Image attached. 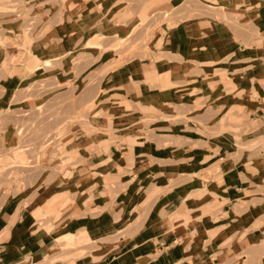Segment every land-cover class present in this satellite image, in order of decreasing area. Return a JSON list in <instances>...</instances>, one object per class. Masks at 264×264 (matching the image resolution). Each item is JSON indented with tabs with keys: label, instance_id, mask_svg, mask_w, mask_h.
I'll return each mask as SVG.
<instances>
[{
	"label": "crops",
	"instance_id": "crops-1",
	"mask_svg": "<svg viewBox=\"0 0 264 264\" xmlns=\"http://www.w3.org/2000/svg\"><path fill=\"white\" fill-rule=\"evenodd\" d=\"M171 7L146 55L99 46ZM77 78L93 129L0 187V264H264V0H0L1 150L31 121L35 160Z\"/></svg>",
	"mask_w": 264,
	"mask_h": 264
},
{
	"label": "rangeland",
	"instance_id": "rangeland-1",
	"mask_svg": "<svg viewBox=\"0 0 264 264\" xmlns=\"http://www.w3.org/2000/svg\"><path fill=\"white\" fill-rule=\"evenodd\" d=\"M185 4L190 6L189 3ZM177 15V10L172 7L167 9L157 8L151 13L141 15V23L135 24L134 28L125 34L108 38L99 36L97 38L99 46L103 50L109 49V51L112 50L116 54H119V62L129 59L138 51H143L144 55H146L147 52L145 50L149 47V42L152 36L156 34L159 26L166 21H175ZM120 37L127 39L125 42L120 43ZM14 45L17 46L16 43ZM93 82V80H89L86 84H92ZM84 86L85 84L81 83L79 78L75 82L67 81L66 118H63L64 113L62 110L56 112L55 118L57 121H60V124L56 125L54 132L52 131L49 134L47 131L44 134V141L40 144L39 156L35 157V160L27 153L33 150V143L21 140L22 138L27 139L28 136L30 138L35 132L34 123L31 121L26 122L27 125L24 124L25 126L19 128L20 132L18 131L17 135L20 140L12 146L7 145V149H4L5 146H3L4 150H1L0 147V187H15L17 194L21 197L24 195L22 189L32 182L33 175L30 172L33 169V165L56 166L53 168V171L55 169L59 173L66 164L72 161L68 151L67 157H65L64 150L66 143L73 137L74 131H71V128L87 130L89 133L93 129L89 125L91 119L89 114L95 105V100L89 99L88 103L84 102V92H82ZM46 87L48 86L46 85ZM42 112L44 111L41 109ZM37 129L36 127V131ZM39 129L40 132H43L44 127L41 126ZM59 137L60 139L57 140ZM43 177L46 178L47 175H43ZM40 186L39 182L37 191Z\"/></svg>",
	"mask_w": 264,
	"mask_h": 264
}]
</instances>
